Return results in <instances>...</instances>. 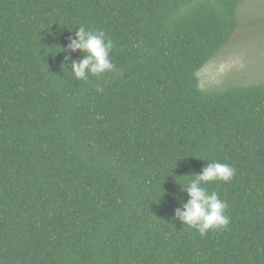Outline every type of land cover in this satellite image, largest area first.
<instances>
[{"label":"trees","instance_id":"16d2710c","mask_svg":"<svg viewBox=\"0 0 264 264\" xmlns=\"http://www.w3.org/2000/svg\"><path fill=\"white\" fill-rule=\"evenodd\" d=\"M244 1L0 0V264H264V82L198 77ZM79 25L116 73L73 78ZM208 162L235 176L202 237L173 216Z\"/></svg>","mask_w":264,"mask_h":264},{"label":"clouds","instance_id":"9594fccd","mask_svg":"<svg viewBox=\"0 0 264 264\" xmlns=\"http://www.w3.org/2000/svg\"><path fill=\"white\" fill-rule=\"evenodd\" d=\"M113 47V41L103 30H90L79 25L74 38H69V43L62 47V51L68 53L66 61L71 59L72 52L79 50L83 54L79 61L72 60L70 71L75 80L87 81L89 76L100 77L118 71L110 57ZM234 176L235 169L230 164L208 162L200 173L193 174L194 178L186 186L180 184L188 200L180 202L181 206L175 209L173 219L195 229L202 237L209 231L226 229L230 224L226 214L227 204L217 192H209L204 185L215 181L228 183Z\"/></svg>","mask_w":264,"mask_h":264},{"label":"rangeland","instance_id":"374dc122","mask_svg":"<svg viewBox=\"0 0 264 264\" xmlns=\"http://www.w3.org/2000/svg\"><path fill=\"white\" fill-rule=\"evenodd\" d=\"M230 40L198 72L205 90L264 82V0H246L237 9Z\"/></svg>","mask_w":264,"mask_h":264}]
</instances>
